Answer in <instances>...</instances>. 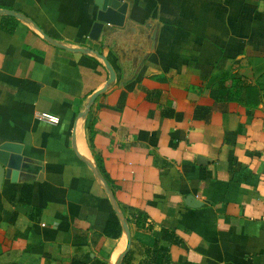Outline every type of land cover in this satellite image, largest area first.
Here are the masks:
<instances>
[{"label":"crops","instance_id":"crops-1","mask_svg":"<svg viewBox=\"0 0 264 264\" xmlns=\"http://www.w3.org/2000/svg\"><path fill=\"white\" fill-rule=\"evenodd\" d=\"M7 1L0 264H117V212L127 264L163 229L170 264H264V92L221 87L263 73L264 0H125L122 27L95 0Z\"/></svg>","mask_w":264,"mask_h":264},{"label":"trees","instance_id":"trees-1","mask_svg":"<svg viewBox=\"0 0 264 264\" xmlns=\"http://www.w3.org/2000/svg\"><path fill=\"white\" fill-rule=\"evenodd\" d=\"M10 3L7 0H0L1 7H10ZM5 19H12V17H4ZM264 61V54H260ZM231 70H234L233 68ZM230 80L232 87L235 86L238 91V98L243 99L244 97L256 96L259 90L264 92V69L263 73L256 79V85L252 84L253 73L248 67H240L236 71H226L222 75L221 87H225L224 83ZM258 87V88H257ZM210 93L213 94L211 91ZM104 174V173H103ZM105 175V174H104ZM106 176V175H105ZM136 219V217H135ZM137 220L135 225H137ZM116 225V226H115ZM117 228L118 233L120 231L119 224L108 223L106 231ZM177 242V238L172 232L165 229L161 230L160 237L153 241L150 247L145 250V258L139 264H170V258L168 254V244ZM130 258V254L127 253L122 260V264H127Z\"/></svg>","mask_w":264,"mask_h":264},{"label":"water","instance_id":"water-1","mask_svg":"<svg viewBox=\"0 0 264 264\" xmlns=\"http://www.w3.org/2000/svg\"><path fill=\"white\" fill-rule=\"evenodd\" d=\"M95 4L97 5V20L101 23L109 24L115 27H122L126 20V12H127V2L125 0H95ZM0 14L10 15V16H18L16 13L10 10L1 9ZM105 60V59H104ZM106 61V60H105ZM106 65L110 71L111 78L109 79L110 83L114 79V72L111 66L107 63ZM105 86L102 87L99 91L95 93L94 96L91 97L88 107L93 102L96 95H98L99 92L103 91ZM3 168L0 166V183L3 177ZM120 218V221L122 223V226L124 228V231L126 233L127 237V245L123 253L120 255L119 260L117 261V264L120 263L122 258L127 254L130 248L131 243V235L129 232V229L126 225L125 219L122 217L120 212H117Z\"/></svg>","mask_w":264,"mask_h":264},{"label":"built area","instance_id":"built-area-1","mask_svg":"<svg viewBox=\"0 0 264 264\" xmlns=\"http://www.w3.org/2000/svg\"><path fill=\"white\" fill-rule=\"evenodd\" d=\"M42 119H45V120H47V121H51V122H53L52 120L53 119H51V118H48V117H41Z\"/></svg>","mask_w":264,"mask_h":264}]
</instances>
